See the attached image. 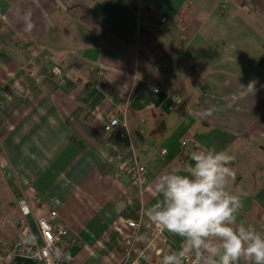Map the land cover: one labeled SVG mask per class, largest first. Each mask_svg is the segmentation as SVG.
Listing matches in <instances>:
<instances>
[{
    "label": "crops",
    "instance_id": "obj_1",
    "mask_svg": "<svg viewBox=\"0 0 264 264\" xmlns=\"http://www.w3.org/2000/svg\"><path fill=\"white\" fill-rule=\"evenodd\" d=\"M115 116L125 137L104 133ZM209 149L235 157L237 222L264 234V0H0V241L19 237L25 197L39 239V217L68 228L64 262L119 264L122 232L154 226L160 177ZM165 232L168 252L184 246ZM0 264L40 263L0 247Z\"/></svg>",
    "mask_w": 264,
    "mask_h": 264
},
{
    "label": "clouds",
    "instance_id": "obj_2",
    "mask_svg": "<svg viewBox=\"0 0 264 264\" xmlns=\"http://www.w3.org/2000/svg\"><path fill=\"white\" fill-rule=\"evenodd\" d=\"M254 90V82L240 85L242 95ZM234 159L226 151L201 150L185 169L160 177L150 219L184 241L161 264H184L193 253L197 264H264V234L237 222L243 203L231 190Z\"/></svg>",
    "mask_w": 264,
    "mask_h": 264
},
{
    "label": "built area",
    "instance_id": "obj_3",
    "mask_svg": "<svg viewBox=\"0 0 264 264\" xmlns=\"http://www.w3.org/2000/svg\"><path fill=\"white\" fill-rule=\"evenodd\" d=\"M165 21L168 22L166 19ZM122 125L119 117H112L104 126V133L125 137L127 133L121 130ZM166 151L164 148L161 152ZM123 164L126 174L130 177V184L134 189L140 190L146 182V166L140 164L133 155L123 160ZM18 204L22 213L20 235L13 241H0V247L8 254L30 257L40 264H62L64 260L57 254L69 234L68 228L63 223H53L47 217H39L37 219L39 239L26 221V216L32 212L27 198H21ZM50 216L57 217V210H51ZM123 221L125 226L134 230L139 227V221L136 219L124 218ZM121 235L122 257L119 264H161L163 257L170 254L167 251L169 245L166 232L156 224L144 236L136 232L133 234L122 232ZM184 264H197L195 253L191 254Z\"/></svg>",
    "mask_w": 264,
    "mask_h": 264
},
{
    "label": "trees",
    "instance_id": "obj_4",
    "mask_svg": "<svg viewBox=\"0 0 264 264\" xmlns=\"http://www.w3.org/2000/svg\"><path fill=\"white\" fill-rule=\"evenodd\" d=\"M77 123V122H76ZM102 144V140H97L95 147H99ZM142 212V200L140 192L137 189L132 188L129 198L126 199V203L121 210V214L125 217L139 220ZM64 262H62L63 264Z\"/></svg>",
    "mask_w": 264,
    "mask_h": 264
},
{
    "label": "water",
    "instance_id": "obj_5",
    "mask_svg": "<svg viewBox=\"0 0 264 264\" xmlns=\"http://www.w3.org/2000/svg\"><path fill=\"white\" fill-rule=\"evenodd\" d=\"M121 180H122L123 182H125L126 184H129V183H130V177H129L128 174H123ZM64 264H67V263H64Z\"/></svg>",
    "mask_w": 264,
    "mask_h": 264
},
{
    "label": "rangeland",
    "instance_id": "obj_6",
    "mask_svg": "<svg viewBox=\"0 0 264 264\" xmlns=\"http://www.w3.org/2000/svg\"><path fill=\"white\" fill-rule=\"evenodd\" d=\"M232 28H234V27H232Z\"/></svg>",
    "mask_w": 264,
    "mask_h": 264
}]
</instances>
